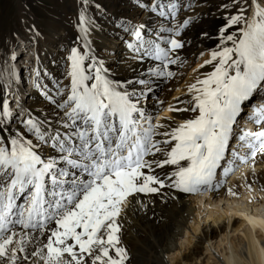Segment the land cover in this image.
<instances>
[{
	"label": "snow or ice",
	"instance_id": "obj_1",
	"mask_svg": "<svg viewBox=\"0 0 264 264\" xmlns=\"http://www.w3.org/2000/svg\"><path fill=\"white\" fill-rule=\"evenodd\" d=\"M75 3L74 38L57 47L61 78L49 87L47 70H31L39 109L22 101L16 45L4 54L0 264H130L129 210L211 192L264 158V0L222 5L232 12L219 43L199 53L195 79L167 107L157 93L186 63L193 0H128V15ZM19 7L38 41L30 6Z\"/></svg>",
	"mask_w": 264,
	"mask_h": 264
},
{
	"label": "bare ground",
	"instance_id": "obj_2",
	"mask_svg": "<svg viewBox=\"0 0 264 264\" xmlns=\"http://www.w3.org/2000/svg\"><path fill=\"white\" fill-rule=\"evenodd\" d=\"M104 3L113 10L110 12L108 9V13L128 15L134 11L128 0H119L115 5L109 0ZM193 3L199 15L187 32L191 43L183 52L186 61L192 54L199 58L201 51L207 52L216 47L219 43L218 29L232 12L231 6L228 9L222 7L223 4H230V0H218L213 3V7L207 8V11H204V8L196 9L197 4L207 7L211 0H193ZM232 31H235V28ZM104 42V38L97 40L98 44ZM27 47L24 45L15 62L20 69V75H28L31 79V70L34 67L39 68L41 72L47 70L49 76L44 78L43 82L52 87L53 80L62 76L60 56L57 52L50 54L47 51L44 53L46 55L38 56L36 49L32 51L31 46L29 50ZM25 49L29 55L25 60L29 61L23 60L27 67L24 72L19 64ZM54 57L56 63H53ZM173 70L177 73L176 77L166 85L163 84L157 93V99L163 101L162 107H167L172 100L171 96L165 94L166 88L175 90L173 92L176 95L185 89L187 83L195 79L190 76L183 84L182 67H174ZM209 70L210 68L205 66L200 73ZM25 91L22 88L21 98L25 106L39 109L43 104L39 92L33 90L26 98ZM224 181L220 188L208 193L182 194L175 201H168L166 204L157 202L154 208L149 205L146 211L129 210L123 222L121 243L129 250L130 264H168V261L173 259L170 255L177 252L181 255L176 258L175 264H209L211 257H215L214 264H264V158L257 157L254 164L238 166ZM240 201H245L246 204L242 205ZM201 205H206L208 210L205 216L201 215L204 210ZM166 254L169 255L168 261Z\"/></svg>",
	"mask_w": 264,
	"mask_h": 264
},
{
	"label": "rangeland",
	"instance_id": "obj_3",
	"mask_svg": "<svg viewBox=\"0 0 264 264\" xmlns=\"http://www.w3.org/2000/svg\"><path fill=\"white\" fill-rule=\"evenodd\" d=\"M106 1L107 0H102V3ZM109 1H111V3L114 5L119 2V0H109ZM24 2H27V4L30 6L29 9L25 10L27 11V16L30 22H34L41 33V38L38 41L32 43L29 42L28 33L26 32L24 26L21 23V21L24 19V16L21 13V9L19 5ZM216 2H218V0L217 1L211 0V3H208L207 7H205V5L200 6V3H198L196 9L199 8V10H203L204 8V11H207V8L213 7L214 6L213 3ZM126 4L127 2L124 3V5ZM108 9L111 10L110 12L113 11L112 9H110V6L106 7V11ZM75 10H76L75 0H0V71L3 70V63H4V59L6 58L4 54L7 50L11 49L13 45H16L15 51L17 52L18 55L21 53V51H23L24 45H26V47L31 46L32 51L36 49L38 56L46 53V51L50 52V54H52L53 52H57V47L60 43L69 42L72 38H74V30L72 28V24L70 23V21L74 16ZM203 21H205V19ZM13 31H16L18 35L16 37H13L12 39H9ZM20 45L21 47L19 48ZM29 47H27L28 50ZM27 49H25L24 52L22 53L21 55L22 60H20V64H19L23 67L24 72L27 71V67H25L26 63H24L23 60L29 58V55L26 54ZM199 58H195V56L192 54L188 58L189 62L188 60L186 61L187 65L185 63L184 68L182 67L183 69L182 74H184L182 77L183 84L185 81L189 80L188 78L190 76H192L193 78L196 77L197 73L195 74L193 72V69L196 68L197 64L202 63V59ZM26 61L29 60H25V62ZM9 63L11 64L13 62L9 61ZM164 85H166V83ZM184 90L179 91L175 95L173 92L175 90L166 88L165 94L167 96L174 97L180 95L182 92H184ZM26 92L27 90L25 91V93ZM232 174L233 172L230 174V176ZM225 179H227V177ZM245 201H240L239 203L240 204L243 203L242 205H244L246 204ZM205 206L201 205V209L204 208L201 215L204 216L208 211L205 208ZM224 206H226V204H224ZM211 220L212 219H209V221ZM234 237L237 239V235H235ZM166 255H167L166 256L167 257L166 260H167L169 255L168 254ZM180 255L181 254L179 252L175 253V255L174 254L170 255L173 259L171 260V262L167 260L168 264H175L176 258H178V256ZM214 261H215V257H211L209 264H214Z\"/></svg>",
	"mask_w": 264,
	"mask_h": 264
}]
</instances>
